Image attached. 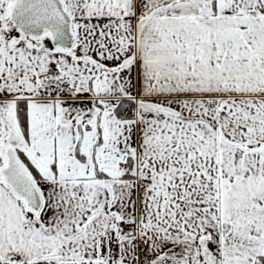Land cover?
<instances>
[{"label": "snow or ice", "instance_id": "snow-or-ice-1", "mask_svg": "<svg viewBox=\"0 0 264 264\" xmlns=\"http://www.w3.org/2000/svg\"><path fill=\"white\" fill-rule=\"evenodd\" d=\"M0 264H264V0H0Z\"/></svg>", "mask_w": 264, "mask_h": 264}]
</instances>
